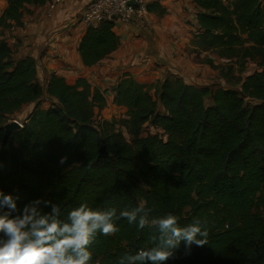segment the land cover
Wrapping results in <instances>:
<instances>
[{"label":"trees","instance_id":"16d2710c","mask_svg":"<svg viewBox=\"0 0 264 264\" xmlns=\"http://www.w3.org/2000/svg\"><path fill=\"white\" fill-rule=\"evenodd\" d=\"M47 1L7 0L0 15V190L19 195L21 210L50 199L62 218L81 203L119 214L144 202L151 215L172 213L182 226L194 218L207 222L208 244L186 255L182 243L166 264H264V0H194L197 62L220 70L200 57L210 52L235 59L241 72L248 61L258 64L240 79V90L196 86L180 76L148 84L125 73L110 90L126 118L98 125L105 91L57 74L40 82L36 61L17 57L4 37L23 26L28 5ZM146 8L166 14L158 2ZM120 44L114 24L102 21L86 29L78 52L92 67ZM45 97L54 100L47 108L40 105ZM34 102L22 127L4 139L7 116ZM147 126L161 133L145 134ZM116 223V235L97 236L92 264H116L125 252L153 246L151 230Z\"/></svg>","mask_w":264,"mask_h":264},{"label":"crops","instance_id":"0c3cea01","mask_svg":"<svg viewBox=\"0 0 264 264\" xmlns=\"http://www.w3.org/2000/svg\"><path fill=\"white\" fill-rule=\"evenodd\" d=\"M156 2L166 9V14L147 12L129 24L115 25L114 31L121 40L119 48L92 67L83 65L78 52L87 29L80 21L85 0L28 5L23 26L6 30L4 37L16 49L17 57L31 56L36 61L40 82L46 83L52 74L63 76L69 84L84 78L93 88L105 91L108 106L125 111L113 104L110 90L125 73L142 83L180 76L194 85L211 70L195 59L193 39L198 27L194 0ZM6 7L7 0H0V15ZM211 54L203 52L200 57L215 60L217 57Z\"/></svg>","mask_w":264,"mask_h":264},{"label":"clouds","instance_id":"9594fccd","mask_svg":"<svg viewBox=\"0 0 264 264\" xmlns=\"http://www.w3.org/2000/svg\"><path fill=\"white\" fill-rule=\"evenodd\" d=\"M20 199L0 190V264H92L97 236L116 235L120 219L139 230H151L153 246L135 254L125 252L116 264H166L182 243L186 255L193 245L208 244L206 221L194 218L182 226L172 213L151 215L153 209L144 202L119 214L114 207L92 209L81 203L62 218L60 207L50 199L33 200L22 210Z\"/></svg>","mask_w":264,"mask_h":264},{"label":"rangeland","instance_id":"374dc122","mask_svg":"<svg viewBox=\"0 0 264 264\" xmlns=\"http://www.w3.org/2000/svg\"><path fill=\"white\" fill-rule=\"evenodd\" d=\"M263 5H264V2H263ZM14 53L16 55V49ZM212 54H214L217 57L214 61L217 65L221 67V69L217 70V69L211 68V70H208L206 74L204 75V77L201 79L202 81L194 82L195 83L194 85L196 86L211 85L215 87H218V86L234 87L235 89L240 90V85L238 84L240 79L245 78L246 76L254 73L255 71L259 69L258 64L256 62L248 61L247 64L244 66L243 72H241L240 64L237 63L235 59L227 60V59L220 58L215 53H212ZM196 58L197 56L195 57V59ZM222 72L223 74H226V75L223 76ZM246 101L248 105H252L254 103V101L251 99H247ZM46 102L48 103L45 105L44 108H47V105L49 107L52 104L53 100L48 97H45L44 100H42V102L40 103V105L43 107ZM210 103H211V100L208 99L206 101V104H210ZM36 106H37L36 102L24 105L19 111L15 112L12 115L7 116L5 120L6 123L4 126H6L7 124L11 122H18L22 126L25 120L32 113V111L34 110ZM124 118H126L125 111L119 108H114L112 105L111 106L107 105L103 110L96 111L95 125H98L103 120H112V119L121 120ZM151 132L156 133L160 131L147 126L145 128L144 133L147 134Z\"/></svg>","mask_w":264,"mask_h":264},{"label":"built area","instance_id":"2783aa9c","mask_svg":"<svg viewBox=\"0 0 264 264\" xmlns=\"http://www.w3.org/2000/svg\"><path fill=\"white\" fill-rule=\"evenodd\" d=\"M55 4L61 0H48ZM85 7L80 15L84 27H96L102 21L115 25L129 24L147 13L146 6L159 0H85Z\"/></svg>","mask_w":264,"mask_h":264},{"label":"water","instance_id":"95a60500","mask_svg":"<svg viewBox=\"0 0 264 264\" xmlns=\"http://www.w3.org/2000/svg\"><path fill=\"white\" fill-rule=\"evenodd\" d=\"M21 124L18 123V122H11L9 124H7L5 126V136H4V139L6 138H9L10 136L13 135V133L16 131V130H19L21 128ZM104 154H106V150H105V147L102 146L100 148V156H103Z\"/></svg>","mask_w":264,"mask_h":264}]
</instances>
